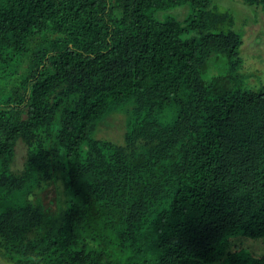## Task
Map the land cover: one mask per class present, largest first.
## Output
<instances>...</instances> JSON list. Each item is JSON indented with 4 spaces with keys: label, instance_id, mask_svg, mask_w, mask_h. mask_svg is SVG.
I'll return each instance as SVG.
<instances>
[{
    "label": "trees",
    "instance_id": "trees-1",
    "mask_svg": "<svg viewBox=\"0 0 264 264\" xmlns=\"http://www.w3.org/2000/svg\"><path fill=\"white\" fill-rule=\"evenodd\" d=\"M234 11L0 0V264H264V86ZM120 112L123 142L97 138Z\"/></svg>",
    "mask_w": 264,
    "mask_h": 264
},
{
    "label": "rangeland",
    "instance_id": "rangeland-1",
    "mask_svg": "<svg viewBox=\"0 0 264 264\" xmlns=\"http://www.w3.org/2000/svg\"><path fill=\"white\" fill-rule=\"evenodd\" d=\"M224 5L235 9V28L243 35L241 54L244 59L243 72L249 75V83L258 88L264 86V15L258 8L253 9L244 4L243 0H221ZM259 85V86H258ZM126 114L115 113L103 121L97 132V138L122 143L125 134ZM27 148L19 145L12 168L20 172L26 161ZM245 246L261 254V248L254 247L250 242Z\"/></svg>",
    "mask_w": 264,
    "mask_h": 264
}]
</instances>
